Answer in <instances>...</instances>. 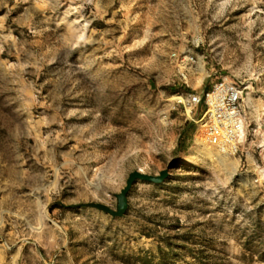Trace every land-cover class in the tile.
I'll use <instances>...</instances> for the list:
<instances>
[{
    "label": "rangeland",
    "instance_id": "1",
    "mask_svg": "<svg viewBox=\"0 0 264 264\" xmlns=\"http://www.w3.org/2000/svg\"><path fill=\"white\" fill-rule=\"evenodd\" d=\"M222 78L237 156L172 100ZM0 264H264V0H0Z\"/></svg>",
    "mask_w": 264,
    "mask_h": 264
},
{
    "label": "built area",
    "instance_id": "2",
    "mask_svg": "<svg viewBox=\"0 0 264 264\" xmlns=\"http://www.w3.org/2000/svg\"><path fill=\"white\" fill-rule=\"evenodd\" d=\"M172 58L178 67L181 80L186 83L188 70L182 65L194 64V56L190 53L181 58V55L173 53ZM243 92L241 83L222 78L199 94L176 93L173 97H178L181 101L178 103L173 100L174 109L183 108L190 118L199 111L193 121L197 125V134L201 140L209 146L237 156L248 138Z\"/></svg>",
    "mask_w": 264,
    "mask_h": 264
},
{
    "label": "water",
    "instance_id": "3",
    "mask_svg": "<svg viewBox=\"0 0 264 264\" xmlns=\"http://www.w3.org/2000/svg\"><path fill=\"white\" fill-rule=\"evenodd\" d=\"M169 177L168 171H163L159 175H149L140 170L134 171L129 175L126 186L116 195V209L102 203H83L75 205L77 208H91L106 213L113 218H123L129 209V193L137 181H144L153 184H161Z\"/></svg>",
    "mask_w": 264,
    "mask_h": 264
},
{
    "label": "bare ground",
    "instance_id": "4",
    "mask_svg": "<svg viewBox=\"0 0 264 264\" xmlns=\"http://www.w3.org/2000/svg\"><path fill=\"white\" fill-rule=\"evenodd\" d=\"M186 79H187V77H186ZM172 100H175V101H177L178 103L181 101L180 98H178V97H174V98H172Z\"/></svg>",
    "mask_w": 264,
    "mask_h": 264
}]
</instances>
